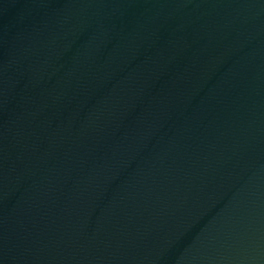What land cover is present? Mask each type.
Listing matches in <instances>:
<instances>
[{
    "label": "water",
    "instance_id": "obj_1",
    "mask_svg": "<svg viewBox=\"0 0 264 264\" xmlns=\"http://www.w3.org/2000/svg\"><path fill=\"white\" fill-rule=\"evenodd\" d=\"M0 264H264V0H0Z\"/></svg>",
    "mask_w": 264,
    "mask_h": 264
}]
</instances>
